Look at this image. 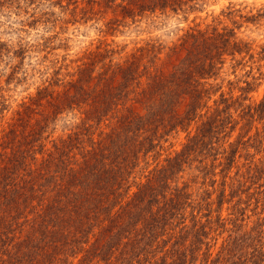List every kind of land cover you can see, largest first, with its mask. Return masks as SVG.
I'll use <instances>...</instances> for the list:
<instances>
[{"label":"trees","instance_id":"obj_1","mask_svg":"<svg viewBox=\"0 0 264 264\" xmlns=\"http://www.w3.org/2000/svg\"><path fill=\"white\" fill-rule=\"evenodd\" d=\"M191 1L129 0L140 12L175 10ZM133 11L127 5V16ZM239 17L255 23L264 12ZM232 24L190 27L163 58V47L152 40L121 61L113 60L108 45L97 47L60 92L44 87L20 105L0 135V264H151L169 239L174 241L164 251L175 256L185 208L199 211L210 204L209 192L192 198L180 173L194 151L215 150L230 135L236 122L229 108L242 105L231 88L225 93L212 83L227 59L249 53L248 42L236 35L240 23ZM243 82L237 87L241 99L253 89L252 81ZM71 112L82 115L81 123L46 147L49 126ZM246 114L252 117L250 108ZM197 120L180 151L135 175L140 160L156 152L164 136ZM104 121L106 127H100ZM232 162L230 155L225 170ZM195 214L190 212V227L199 243L205 232ZM89 235L93 240L87 244Z\"/></svg>","mask_w":264,"mask_h":264},{"label":"rangeland","instance_id":"obj_2","mask_svg":"<svg viewBox=\"0 0 264 264\" xmlns=\"http://www.w3.org/2000/svg\"><path fill=\"white\" fill-rule=\"evenodd\" d=\"M142 1L147 4L152 0ZM127 5L134 8L131 17L127 16ZM229 11L232 17L226 15ZM257 11L264 12V0H194L175 10L156 7L144 12L129 0H0V108L4 107L0 135L7 123L15 121L23 102L44 87L52 93L60 92L86 53L97 47L108 45L114 50L113 60L121 61L131 49L152 40L163 47L159 55L163 58L188 28L202 29L210 24L230 28L232 20H237L240 26L235 29L236 35L248 42L249 53L237 55L232 61L227 59L212 80L213 84H221L225 93L231 88L233 98L240 95L242 105L229 108L236 124L215 150L205 147L194 151L179 179L188 184L192 198L199 199L209 192L210 204H201L199 211L193 205L185 208L183 237L172 248L175 256L164 251L174 241L169 239L161 251L157 249L151 264H264V17L255 23L239 17ZM241 58V63L236 64ZM227 80L233 84L228 85ZM244 80L252 81L253 89L241 99L243 95L237 87L244 86ZM249 108L252 117L246 114ZM81 116L77 112L58 115L49 126L46 147H50L51 140L73 131L81 123ZM106 123L99 126L106 127ZM199 124L197 120L187 130L177 127L170 131L156 152L140 160L135 175L180 151ZM230 155L233 162L225 170ZM191 211L205 232L199 243L192 237ZM92 240L89 235L87 244ZM79 258L80 254L74 262ZM94 261L99 263L98 259Z\"/></svg>","mask_w":264,"mask_h":264}]
</instances>
